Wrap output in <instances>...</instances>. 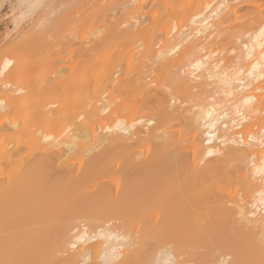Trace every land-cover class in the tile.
I'll use <instances>...</instances> for the list:
<instances>
[{
	"label": "bare ground",
	"instance_id": "obj_1",
	"mask_svg": "<svg viewBox=\"0 0 264 264\" xmlns=\"http://www.w3.org/2000/svg\"><path fill=\"white\" fill-rule=\"evenodd\" d=\"M52 1L0 9L15 2L19 26ZM147 1L122 0L126 18L62 63L29 40L3 60L0 264H264V16L229 69L213 45L249 0H196L186 21L167 8L174 22L152 27ZM204 87L209 99L190 103ZM182 117L192 148L172 131ZM227 166L242 186L221 200ZM238 222L261 236L233 234Z\"/></svg>",
	"mask_w": 264,
	"mask_h": 264
},
{
	"label": "rangeland",
	"instance_id": "obj_2",
	"mask_svg": "<svg viewBox=\"0 0 264 264\" xmlns=\"http://www.w3.org/2000/svg\"><path fill=\"white\" fill-rule=\"evenodd\" d=\"M121 1L122 0H55L50 3H46L47 5L45 4L40 10L36 11L32 15L20 21L19 26H16V18L20 11L15 8V2H7V4L0 9V67L5 57L8 58L9 56L10 58L11 55H13L14 53V48L17 47L20 42H27V40L35 42L37 44L42 42L45 44L48 43V45H53V47L56 49L49 52L51 58L55 59L56 61H59L60 63L68 60V53L72 52L71 50L76 48V46L80 47V45L84 44V35H87L88 32L91 33L97 27L100 26H103L105 28H116L118 26V20H124L126 18V13L129 11L128 8L131 7V5H128L126 8H124L121 4ZM195 1L196 0H185V2H182L184 3V5L182 4V6L179 4V0H159V2H157V0H148V3L146 2L147 4L143 8V12L146 15V22L148 23L149 27H152L155 23H158L156 25H160L164 20H169L172 16L176 14H179V16L182 18V21H186L189 17V14L193 12L196 7ZM249 1L250 3L243 8L245 9L247 7L246 10H242L243 13H241L244 14V20L242 18L243 21H240L241 19L239 20L237 18L238 20H234V22L231 21L233 23H231L226 28L221 40H219L217 43H214L213 45V47H215L213 49L216 50L217 54L219 55L217 56L216 54V57L218 58L222 56L221 58H224V64L226 63L229 69L237 67V64H239V66H242L240 65L242 64V61L243 63H245V59H242L244 51L242 48L243 42H246L249 37H251L255 33L259 24L256 22L259 20V16H264V0ZM161 2H163V4ZM178 7L180 8L179 12H177ZM167 8H169L170 11L172 10V16L166 15V12L168 11ZM246 12L248 14H246ZM249 12L252 13V15ZM45 18H48V20L50 19L48 25H45L43 22ZM173 19H170L169 22L173 23ZM165 26L167 27L169 25ZM111 31L112 29L104 32L101 37L96 39L94 44H96V46L98 44L102 45L103 40L105 41L107 39V37L111 34ZM81 47L83 48V46ZM75 52H80V48L76 49ZM72 53L73 55L76 54L74 53V51ZM72 53L70 55H72ZM131 85L132 83H130L129 86ZM130 88L131 87H129V89ZM204 88H202V90L198 89L197 91L193 90L194 92H191V94H193L190 96L192 97V99H190V103L194 102L195 100H198V98L200 100L202 99L201 101L203 102H206L209 99V96H211V94L213 93L212 87ZM123 96L127 97L126 94H124ZM150 97L151 96H149V98L147 97V100H145V103L143 104H146L145 106H148L147 108L145 107V109H147L148 111L145 109L144 110L147 112H157L159 108H155L157 104L154 100V97ZM129 98L130 96L126 99L129 100ZM130 101H132V97L130 98L129 103ZM133 102H131L132 105ZM138 102H140V99ZM152 108L155 109L152 110ZM0 122H2V120H0ZM172 125L171 127L173 129V133L180 135V140H184L183 143L188 147L192 148V145L189 144L190 140H187L186 138L187 132L193 129L192 122L190 120L185 121L182 117L173 121ZM171 127L169 126L168 128L171 129ZM185 149L187 150V148ZM182 152H185L184 154H187L186 151ZM218 178L224 180V182L222 181L224 185L227 184V187H223L224 185L222 186V183L220 181V184H216V186L218 185L219 187L217 189L216 187H214V189L219 192H221L222 189V192L220 194L218 192L216 193L215 190H212L217 196L219 194L218 197L221 200L222 198L220 197V195L224 194L221 195L224 198L225 191L236 190L238 188L237 186H242V182H240L237 178L235 167L232 170L231 166H227V170L220 173ZM236 179L238 180V185ZM213 184L211 181L207 183H202V189H213V186H211ZM220 187L221 189L219 190ZM223 189L225 190L224 192ZM221 200L219 202H221ZM214 203L215 205H221V203ZM229 229L230 232L235 235L237 234L241 237L245 236L246 233L249 231H252L257 237L261 236L259 235V231L261 229H247L245 228L244 223L240 222L236 223ZM246 248L247 247L245 244L236 248L235 251L242 253L246 251ZM221 252L222 251H220L219 249H216L213 252V256H218ZM187 257V254L181 256V260L185 261V259L187 260ZM229 259L231 260V257H229Z\"/></svg>",
	"mask_w": 264,
	"mask_h": 264
}]
</instances>
